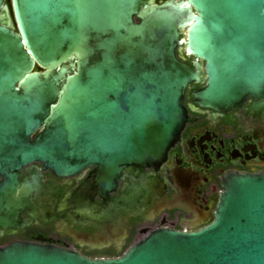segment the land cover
I'll list each match as a JSON object with an SVG mask.
<instances>
[{
  "label": "water",
  "instance_id": "obj_1",
  "mask_svg": "<svg viewBox=\"0 0 264 264\" xmlns=\"http://www.w3.org/2000/svg\"><path fill=\"white\" fill-rule=\"evenodd\" d=\"M183 44L205 62L200 106L264 92V0H0V171L16 185L33 160L64 174L95 165L111 188L163 162L200 80ZM0 264H264V171L225 173L200 228L155 229L117 257L14 242Z\"/></svg>",
  "mask_w": 264,
  "mask_h": 264
},
{
  "label": "flooded vegetation",
  "instance_id": "obj_2",
  "mask_svg": "<svg viewBox=\"0 0 264 264\" xmlns=\"http://www.w3.org/2000/svg\"><path fill=\"white\" fill-rule=\"evenodd\" d=\"M176 53L199 67L200 80L185 89L189 119L167 158L124 171L111 188L96 182L95 165L64 174L33 160L15 171L16 185L0 171V247L30 242L117 257L155 229L209 223L225 173L264 171V92L223 110L200 106L194 93L206 85L205 62L184 44Z\"/></svg>",
  "mask_w": 264,
  "mask_h": 264
}]
</instances>
